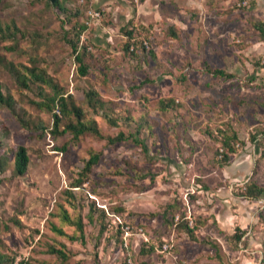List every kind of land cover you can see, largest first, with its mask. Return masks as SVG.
Returning a JSON list of instances; mask_svg holds the SVG:
<instances>
[{
    "label": "rangeland",
    "instance_id": "obj_1",
    "mask_svg": "<svg viewBox=\"0 0 264 264\" xmlns=\"http://www.w3.org/2000/svg\"><path fill=\"white\" fill-rule=\"evenodd\" d=\"M62 1L0 0V25L19 27L0 38V89L15 100L0 103V250L34 264H264V196L244 195L264 187V0ZM59 93L102 136H55Z\"/></svg>",
    "mask_w": 264,
    "mask_h": 264
},
{
    "label": "trees",
    "instance_id": "obj_2",
    "mask_svg": "<svg viewBox=\"0 0 264 264\" xmlns=\"http://www.w3.org/2000/svg\"><path fill=\"white\" fill-rule=\"evenodd\" d=\"M45 1L48 2L50 5L57 7L61 11H67V9L64 7L62 0H45ZM13 28L15 30L12 29L11 26L4 27L0 25V38L1 37L7 38L9 34H14V36H16L17 35L16 32L19 30V27H17V25H14ZM262 31H264V29H262ZM127 32L130 38L134 37V33L132 31H127ZM69 42L72 44L74 51H77L78 42L71 38L69 39ZM129 46L130 45L128 44L127 45L128 50H129ZM149 52L151 53L152 51H149ZM76 58L80 63L83 62L80 54H78ZM208 68L211 72L219 76L231 77V74L227 73L224 69H221V68L213 69L210 67ZM81 72L83 74H86L88 72V68L86 67L84 63L83 65H81ZM33 74H34L33 77L36 78L37 81H41V82H45L49 84L52 83V80L47 78L46 72L34 71ZM22 83L25 86H28L27 81H23ZM86 101L90 106L94 108L97 107V104L99 102H101V104L103 103L102 100L99 98V94L97 91H88L86 93ZM50 102L52 103L50 108L54 110L55 107H58L62 114V117H60V113L54 114V125H53V129L51 132L55 136L58 134L71 133L73 134L74 140H78L82 135L88 132H91L97 136H102L100 129L98 128L97 125H95L94 121L93 122L86 121L84 110L82 109V107L76 104L72 95L65 96L64 93H61V94L59 93V94H56L54 97L50 98ZM162 102H163L162 103L163 108H167L170 106L169 104L164 103V101ZM0 103L8 106L9 108L14 109L15 100L12 96L7 97L6 95H4V93L0 89ZM106 116L108 117V121L111 125L117 126L118 124L117 119L110 117L108 114ZM64 119H67V120L64 121ZM41 128L43 130L47 129L44 126H42ZM127 138L128 136L126 135V133L124 131H120L117 136L109 137L108 140H109V143L115 144L117 142L124 141ZM237 139H238V134L235 131L232 132L231 134L226 133L225 139L223 142V146L225 148L223 154H224L225 159H229L231 153L235 151V141ZM98 161H99V154L96 153L86 162L85 170L89 171L93 167V165L96 164ZM14 162H15V170L19 175H23L28 171V167L30 163V155L28 152V148L26 146L24 145L18 146V149L15 154ZM78 183L79 185H76V186H80V184L83 183V181H78ZM244 195L248 198H260L261 196H264V187H260L256 183H248L247 189L244 191ZM66 218L70 219L69 215H67ZM18 223L21 224L20 221H18ZM184 225L186 226V229L188 230V232L193 237H195V230L196 228H198V225L191 227L188 221H186L185 224H181V226H184ZM76 226L80 232L84 233L83 221H78L76 223ZM54 229L61 235H67L65 230L61 227H58L57 225H54ZM1 242L2 240L0 239V243ZM50 252L52 254L58 255L63 260H66L68 258V253L65 250L64 246L61 248L52 246L50 247ZM0 264H34V263L31 262L29 259H19L18 260L16 256H11L8 253H4L0 250ZM41 264H47V263H41Z\"/></svg>",
    "mask_w": 264,
    "mask_h": 264
},
{
    "label": "built area",
    "instance_id": "obj_3",
    "mask_svg": "<svg viewBox=\"0 0 264 264\" xmlns=\"http://www.w3.org/2000/svg\"><path fill=\"white\" fill-rule=\"evenodd\" d=\"M99 14H100V13H93V12H92V15H93L94 17L99 16Z\"/></svg>",
    "mask_w": 264,
    "mask_h": 264
}]
</instances>
